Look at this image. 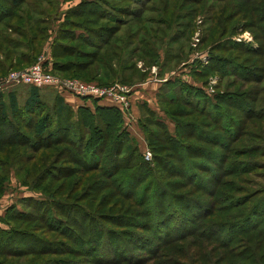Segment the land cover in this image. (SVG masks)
<instances>
[{"label": "trees", "instance_id": "16d2710c", "mask_svg": "<svg viewBox=\"0 0 264 264\" xmlns=\"http://www.w3.org/2000/svg\"><path fill=\"white\" fill-rule=\"evenodd\" d=\"M54 1L0 0V75L31 64L46 35V22L55 13L58 0ZM153 1L147 0L148 4L142 10L155 12L154 16L134 14L132 20L119 21L116 18V24L90 26L68 20L67 24L73 27L58 28L51 42L54 57L51 65L46 67L41 63L49 71L63 76H67L63 73L66 72L73 76L95 78L100 84L115 80L132 84L130 81L133 76L138 78L145 75V69L141 68L140 71L136 67V60H140L142 66L156 63V59L152 60L153 56L157 58L155 43L162 41L164 30L176 24L173 18L180 4L173 6L172 1L168 0H155L154 4ZM222 1L213 3L215 9L211 5L205 8L212 9V13L211 9L208 11V19L211 27L221 29L218 30L219 37L231 33L232 29L227 30V27L239 15L244 26L256 27L255 38L264 39V10L257 14V4L249 5L246 1L250 0H239V4ZM195 2L198 3V0ZM119 8L124 7L116 9L120 11ZM96 9L102 12L96 0H79L64 12L81 16L83 20L89 19L86 22L91 23L96 19L94 16L87 18L85 14L94 15V12L98 13ZM125 24L127 27L121 30V25ZM77 28L82 30H74ZM60 36L85 45L87 49L60 40L63 39ZM230 36H222L221 40L217 38L206 48L208 60L213 61L208 68L216 70L219 79L233 77L226 78L222 88L207 94L201 88L173 77L162 81V88L156 93L158 99L165 103L175 102L178 97L183 104L195 107L193 110L202 115L200 118L185 117L190 113L188 108H167L165 114L172 119V128L166 129L157 120H151L150 125L163 129L161 139L153 143L147 138L151 135V129L145 124L147 122L143 119L141 121L144 122L139 121L138 117L135 119L141 126L142 139L144 137L146 146L149 145V160L143 158L129 133V124H126L127 128L122 125V113L114 105L91 98L89 104L83 102L73 108L57 91L50 109L44 110L38 86L27 84V94L21 102L14 90L0 91V180L6 179L10 168H15L14 171L23 169L42 179L48 177V172L52 170L61 173V177L69 176L71 167H80L74 151L65 157L77 163L73 166L52 165L48 161L49 155L53 161L62 149L70 151L72 147L77 150L83 141L87 158L84 166L80 163L84 168L77 171L96 172L94 176H82L85 181L77 192L74 190L81 183H76L74 189L70 187L64 195L69 197L68 200H50L56 213L64 217L50 214V220L41 210L32 219L28 218L30 214L26 212L19 216L20 231L14 233L10 229H0V254L61 253L62 247H67L62 242L64 237H68L64 230L74 239L80 237L79 241L100 247L99 237L102 235L113 233V239H117V226L127 231L131 229L128 228L130 226L141 230H156L161 226L159 229L162 232L184 228V232L178 236L180 238L200 229L198 238L203 240L191 237L194 246L182 248L183 252L190 255V264H264V186H260L256 180H264L263 171L260 170L264 168V98L259 97L258 103L252 105L256 92L264 90L263 84H260L264 79V46L260 43L254 47L247 42L234 41ZM174 39L175 35L172 34L165 42ZM218 43V48H223L221 45L225 43L234 44L247 54H216L213 49ZM163 65L162 60L159 66ZM202 71H195L194 68L191 72L202 76ZM218 85L219 80L216 87ZM143 104L139 106L144 108ZM145 110L153 112L148 107ZM30 119L33 138L17 128L20 121ZM74 125H83L88 129L85 139L84 133L68 134ZM3 127H7L6 130ZM241 135L246 139L254 137V140L248 145H240L242 151H235L236 146L232 147V142ZM44 138H48L50 144L63 141L68 145L64 144L53 151L49 149L47 141L34 146V139ZM3 143L8 145L4 146L7 147L5 151ZM18 145L30 146L32 153L24 156ZM247 174L250 176H245ZM202 179L204 183H201ZM255 183L258 186L250 188ZM132 205L143 207L145 218L141 222L131 217L137 211L133 210ZM132 220L134 224L126 222ZM76 227L83 231L78 234L74 231ZM48 232L57 233L62 238L50 237ZM12 235L28 239L34 248L25 252L22 248L9 247ZM72 241L77 245L83 244ZM118 242L119 245L122 243L120 240ZM167 243L168 240L163 241V245ZM88 249L95 251L91 245ZM97 252H100L98 248L94 253ZM121 258L128 260L125 256ZM93 259L97 263L100 261L96 257ZM64 260L55 258L53 262L66 263ZM37 261L40 259L25 264H36ZM16 262L9 261L8 264ZM17 264L23 263L18 260Z\"/></svg>", "mask_w": 264, "mask_h": 264}, {"label": "rangeland", "instance_id": "374dc122", "mask_svg": "<svg viewBox=\"0 0 264 264\" xmlns=\"http://www.w3.org/2000/svg\"><path fill=\"white\" fill-rule=\"evenodd\" d=\"M79 0H58L56 6L55 13L48 19L46 22V30H45V37H43L42 45L39 48V50L36 52L35 56L33 57V61H42L43 64L46 67H49L51 65L52 60H54L52 56L53 52V45H51L53 38L55 37L56 31L58 28H72V25H68V20L73 22H79V24H83L85 26L90 25H97V24H104V25H110V24H116V21L114 19H118L119 21H124L128 19H133L134 14H140L143 16L144 13L147 14V16H154L155 12L152 11H146L142 10V7L147 5V0H96L98 2V5L101 6L102 12H98L97 9L95 10L98 13L94 12V15L85 14L87 18H94L96 19L94 22H86L88 20H83L81 16L71 15L67 14L64 11L69 8L70 6L77 3ZM155 1V0H154ZM153 1V3H154ZM172 1L171 5L179 6L176 8V15L174 16L173 20H176V24L173 23L169 29L164 30V32L161 35L162 41L159 43H155L156 45L154 48L157 50V58H154L153 61L156 59V63L151 64H144L142 66L140 60H136V67L141 71V68L145 69L144 76L141 77H134L130 81L133 84L141 83V86L137 87L141 93L133 99L132 102V109L131 113L134 116L133 118H139V121L142 119L146 121V126L151 131V135L148 136L150 141L158 142L162 137V127L164 126L166 129L171 130L173 121L172 119L166 115V110L174 109V108H188L190 111L189 114L185 115V117L192 118V117H201L202 115L198 114V112L194 111L195 107H192L189 104H183L181 100H177L175 102L171 103H165L163 101H160L158 96L156 95L158 89L162 88L160 87L162 81L166 80L167 78H179L180 80H183L184 83L195 85L199 88H201L203 91H205L207 94L213 93L219 88H222L225 79L228 77H222L218 78V73L216 70H213L212 68L209 69L208 65L212 64L213 61L208 60V51L207 47L209 46L210 42L223 36H227V34H231L230 38L234 41H242L247 42L251 46L256 47L257 45H260V43L264 46V39H261L260 37L255 38L256 33V27H247L244 26L243 19L239 18V15H236L229 23L227 30L232 29L231 33H225V35H221L219 37L218 30H221L219 27L213 28L211 27V21L208 19L210 18V13L208 12L211 7L215 9L214 7V0H198V3L195 2L196 0L190 1V0H168ZM222 2H229V3H235L239 4V0H223ZM249 5L250 3L257 4V14H260L262 10H264V0H250L246 1ZM53 3L55 1L53 0ZM155 4V3H154ZM218 4V3H217ZM211 5V7H208V9L205 10V8ZM124 7L119 8L118 7ZM172 9V7H170ZM236 11V10H235ZM233 11L232 14L235 12ZM212 13V9L210 11ZM174 15V14H173ZM258 16V15H257ZM259 17V16H258ZM257 17V18H258ZM67 18V19H66ZM91 20V19H90ZM93 20V19H92ZM67 26V27H66ZM82 26V25H81ZM224 26V22H223ZM264 27V25H262ZM127 27V24L124 26L121 25V30L123 28L125 29ZM76 31H81L82 28L74 29ZM229 32V31H228ZM174 34L175 39L169 42H165V39L167 40L170 35ZM60 38H63L60 36ZM60 40H66L67 42H72L77 46V42L74 40H68V39H60ZM134 45L135 42H132ZM80 47L87 49L85 45L78 44ZM219 43L215 46L213 49V52L216 54H225V55H234V54H241L246 55L247 53L245 50L238 49L234 44H226L218 48ZM64 58H67V56H64ZM164 61L163 67L159 66L160 61ZM195 60H198L195 62ZM209 61V62H208ZM26 65V63H23V65ZM217 64H215L216 66ZM214 66V67H215ZM195 68L196 70L202 71V76H199L198 74H194L191 72ZM67 77H76L83 80H95V78H83L79 75H71L69 73L63 72ZM199 73V72H198ZM201 74V73H200ZM63 76V75H61ZM141 78V79H139ZM205 78V79H204ZM219 85L216 87L218 84ZM233 78V77H231ZM204 80V81H203ZM263 84L264 88V79H262L261 83ZM138 85V84H137ZM251 85V84H250ZM246 85V86H250ZM254 86V85H252ZM257 86V85H255ZM27 87L28 85L25 83H12V84H6L3 85L0 91L6 92L7 90H14L17 99L19 102L23 100V98L27 94ZM234 87V86H233ZM258 87V86H257ZM57 93V90L55 88H52L50 86H41L39 87V95L43 103L44 110L50 109V106L53 102L54 94ZM66 93V92H65ZM177 95V93L175 92ZM211 98V96H209ZM259 97L264 98V90L259 93L256 92V97L253 100L252 105H256L258 103ZM144 103V108L139 106L140 103ZM166 106H164L165 104ZM134 104V106H133ZM71 105V104H70ZM72 106V105H71ZM74 108V105L72 106ZM136 107V108H135ZM148 107L152 109L151 113H148L145 108ZM164 107V108H163ZM164 109V110H163ZM187 110V112H188ZM165 111V112H164ZM191 111H193L191 113ZM186 112V111H184ZM166 113V114H165ZM122 115V114H121ZM123 118V115H122ZM156 118V119H155ZM132 119V124H130L129 133L131 136H133L134 141L136 142L138 146V150L141 151L143 158H145V153L143 152V149L147 148L150 152L148 158H145L149 160L151 157V151L146 146V142L143 137L142 139V130L141 126L137 123V120ZM151 120H157L158 124L160 126L156 125H150ZM141 121V122H144ZM31 119L28 121L22 120L19 122V126L17 128H20L25 134H28L27 136L32 137V131L30 127ZM98 124H100L98 122ZM122 125L126 126V123L123 118ZM145 126V127H146ZM146 127V128H147ZM7 128V127H6ZM5 127H3V130H6ZM255 130V129H252ZM71 132H75L79 135H82L84 133V139L86 138L88 134V129H86L83 125H74L70 128ZM251 132V131H250ZM50 137V136H49ZM73 137V136H72ZM156 137V139H155ZM33 138V137H32ZM67 140L69 138L66 137ZM76 138L75 136L73 137ZM44 139H34L35 145H40L44 141H47L46 144L49 145V149L53 151L54 149H58L62 146H67L68 144L66 142L58 143V144H50L48 142V138ZM254 140V137H248L246 139L244 136H239L237 140L232 142V147L236 146L235 151H242L241 146L242 144H249L251 141ZM84 142V141H83ZM83 142H81V145L79 143V148H71L70 151H67L65 149H62L60 151L61 158L58 159L56 157L51 160V156L49 155L48 161H50V164H59L62 165H68L73 166L77 165L76 162L80 165V167H71V174L69 176L65 175L61 177V173L57 172V170L49 171L48 177L45 179H42L40 177H34L31 174L27 173L23 169H19L18 171H14L15 168L9 170L7 173L6 179L0 180V229L4 230H11L14 233L16 231H20L19 226V216H22L23 213H29L30 215L28 218H34L37 214L40 213L42 210L44 212V215L47 219L51 220L50 214L57 216L64 217V215L60 213H56V209L51 206L50 200L58 199L61 201H66L69 199V197H65V193L70 189H74L76 183L77 185L79 183L80 186L76 188L74 191H78L81 189V187L84 184V178L82 176L88 174L90 176H94L96 173L95 171L89 172H79L77 170L83 169L81 165L85 164V159L87 158L86 149L83 145ZM83 145V146H82ZM4 146H8L7 144L3 143ZM82 146V147H80ZM146 146V147H144ZM207 146V145H206ZM211 146V145H210ZM18 149L22 150L23 155L27 156L32 153L31 147L27 145H18ZM7 147H5L3 150L5 151ZM49 154H50V150ZM40 150H45L41 148ZM74 151L75 156L77 158L76 162H70L67 158L70 152ZM3 159L5 158V155L3 154ZM2 157V154L0 152V158ZM241 157V156H240ZM82 163V164H80ZM62 168V167H61ZM263 171L262 174H264V168L260 169ZM59 171V170H58ZM204 174H207L204 173ZM245 176H250V174H247ZM55 177L56 179H53ZM258 184L260 186H264V180L257 179ZM67 183L66 185H64ZM201 183H204V180H201ZM71 184V185H70ZM252 184V183H251ZM64 185V186H63ZM70 185V186H69ZM60 186H63L62 188ZM258 186L256 183L254 186H251L250 188H255ZM77 187V186H76ZM55 188V189H54ZM52 190H59L53 193ZM55 194V195H53ZM71 200V199H70ZM82 202L81 200L79 201ZM80 203H77L80 205ZM125 204V203H124ZM127 206H131L128 203H126ZM133 210H137L136 215H132L131 217L133 219H137L139 222L144 220L145 215L142 211L143 207H137L132 205ZM127 212L129 210L125 209ZM142 212V213H141ZM18 214V215H17ZM15 216V218L11 219V217ZM17 216V217H16ZM220 216V215H216ZM56 218V216L54 217ZM78 218V217H76ZM206 218H213V217H206ZM131 220V219H130ZM131 222L132 221H126ZM250 223L252 221H249ZM134 224V223H133ZM188 225L189 223H186ZM161 226H158L156 230H141L138 227H128L131 228L129 231L120 229L119 226L116 227V237L118 240L122 241L120 243L117 239H113V233H110L108 235H102L100 236V247L95 246L94 243L92 244H85V242H81L78 240L80 237H77V239H74L72 235L67 233L66 230H64L65 234L68 237H64L63 243H66L67 247H62L61 253L58 254H51L49 251L42 254V255H32L29 253H20V255L16 256H8V253L5 252L3 254H0V264H8L9 261H17L18 260L25 264V263H31L37 258L40 259V261H37L36 264H55L53 260L55 258H64L65 262L59 263V264H190L191 260L189 259L188 252L185 253L182 251V248H186V246H194L193 240L191 237H194L198 240L199 239V230L192 235L184 234L183 238H180L178 236H181V234L184 232V228H182L180 231L175 228L173 230H166V231H160ZM72 228V227H71ZM74 231H76L78 234L83 231L80 228H75ZM126 231L125 235L124 232ZM135 232L139 235L135 234ZM48 236H53L55 238H62L57 233L48 232ZM235 235V234H234ZM13 236V235H12ZM73 240L79 241L83 244L77 245L74 243ZM168 240V243L163 245V241ZM91 245V248H95V251H92L88 249V247ZM161 245V246H160ZM7 246V245H6ZM154 246H156V249L154 250ZM181 246V247H179ZM3 247V246H1ZM9 247H18L25 250V252L30 249L34 248L33 243L29 241L26 238L21 237H14L9 245ZM69 248V249H68ZM96 248H98L97 253ZM115 249H119L120 251H116ZM110 250V251H109ZM107 251V253H105ZM91 261H90V256ZM217 255V253H215ZM121 256H125L128 258L123 259ZM93 257H96L98 259V263L94 261ZM17 262L15 264H17Z\"/></svg>", "mask_w": 264, "mask_h": 264}, {"label": "built area", "instance_id": "2783aa9c", "mask_svg": "<svg viewBox=\"0 0 264 264\" xmlns=\"http://www.w3.org/2000/svg\"><path fill=\"white\" fill-rule=\"evenodd\" d=\"M12 83H25L38 87L50 86L59 93H69L90 102L91 98L116 106L123 115L126 124H132L134 116L131 113V94L136 89L135 85L120 81H112L100 84L95 80H83L76 77L61 76L49 71L40 60L22 68L10 69L4 75H0V90L3 85ZM146 147V146H144ZM145 158L150 152L143 149Z\"/></svg>", "mask_w": 264, "mask_h": 264}, {"label": "crops", "instance_id": "0c3cea01", "mask_svg": "<svg viewBox=\"0 0 264 264\" xmlns=\"http://www.w3.org/2000/svg\"><path fill=\"white\" fill-rule=\"evenodd\" d=\"M143 82H141V83H137V84H134L135 85V87L137 86V87H139V86H141L140 84H142ZM136 87V89L132 92V94H131V98H132V101H134L133 99H135V97L136 96H138L140 93H141V91H139L138 90V88ZM63 95V97H64V100L67 102V103H69V104H71L72 106L74 105V107L75 106H77V105H79V104H81V103H87V104H89V102H86V101H84L83 99H81V98H79V97H77V96H74V95H72V94H69V93H63L62 94ZM99 102H102V103H104L103 101H99ZM133 106H134V104H133ZM136 108V107H135Z\"/></svg>", "mask_w": 264, "mask_h": 264}]
</instances>
